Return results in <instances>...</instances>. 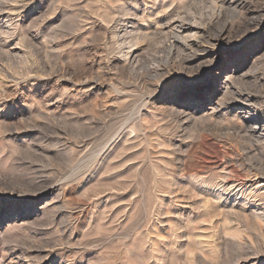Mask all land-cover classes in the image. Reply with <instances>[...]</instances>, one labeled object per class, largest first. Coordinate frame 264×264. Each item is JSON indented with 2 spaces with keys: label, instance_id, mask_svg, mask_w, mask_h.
<instances>
[{
  "label": "rangeland",
  "instance_id": "1",
  "mask_svg": "<svg viewBox=\"0 0 264 264\" xmlns=\"http://www.w3.org/2000/svg\"><path fill=\"white\" fill-rule=\"evenodd\" d=\"M255 177L264 0H0V264H264Z\"/></svg>",
  "mask_w": 264,
  "mask_h": 264
},
{
  "label": "bare ground",
  "instance_id": "2",
  "mask_svg": "<svg viewBox=\"0 0 264 264\" xmlns=\"http://www.w3.org/2000/svg\"><path fill=\"white\" fill-rule=\"evenodd\" d=\"M212 26H210V27H212ZM228 29L229 28L227 26H223V28H221L219 31H217V33L214 34V33L210 32L211 31L210 28L204 27L202 30L198 31L197 33L194 32L195 35H193V37L189 36V38H187V37L181 38V36L179 37V35H177L174 46L175 47H183V48H185V50L189 51V53L186 52L187 53V56H186L187 61H191V62H195V61L201 62L203 60H205V61H209V60L218 61L221 58V54H222V50L220 49L221 45H224L227 42H229V40H230L229 38H231V37H229L230 34L228 35ZM234 44H236V43H234ZM212 74H214L215 76H221L223 73L218 71V72H213ZM212 81L213 80H210L209 82L212 83ZM213 87L210 88V90L208 91L207 94H205L203 99H207V96H208L209 92L213 89ZM256 174L254 176H257ZM257 177L251 178L249 180L248 179L244 180L239 184L235 183V184L231 185L229 187V189L231 188L233 191L236 190V192L242 191V193L248 191L252 194H256L257 196H259V194L264 195V181H255V179Z\"/></svg>",
  "mask_w": 264,
  "mask_h": 264
},
{
  "label": "snow or ice",
  "instance_id": "3",
  "mask_svg": "<svg viewBox=\"0 0 264 264\" xmlns=\"http://www.w3.org/2000/svg\"><path fill=\"white\" fill-rule=\"evenodd\" d=\"M165 83H166V86L171 87V88H182V87H184L182 85H176V84L168 85L167 82H165Z\"/></svg>",
  "mask_w": 264,
  "mask_h": 264
}]
</instances>
